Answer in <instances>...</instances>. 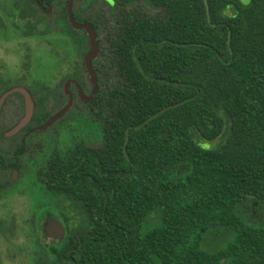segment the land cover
<instances>
[{"label": "trees", "instance_id": "obj_1", "mask_svg": "<svg viewBox=\"0 0 264 264\" xmlns=\"http://www.w3.org/2000/svg\"><path fill=\"white\" fill-rule=\"evenodd\" d=\"M146 1L108 28L103 144L50 147L82 263L264 264V0Z\"/></svg>", "mask_w": 264, "mask_h": 264}, {"label": "flooded vegetation", "instance_id": "obj_2", "mask_svg": "<svg viewBox=\"0 0 264 264\" xmlns=\"http://www.w3.org/2000/svg\"><path fill=\"white\" fill-rule=\"evenodd\" d=\"M71 1L75 20L91 25L97 33L99 50L92 59V66L98 91L92 99L95 85L87 67L90 37L84 27L76 28L70 20ZM141 3L143 8L158 12L146 0ZM117 6V0H0V264H17L24 259L37 261L36 264H83L81 223L75 231L63 207L54 203L56 198L74 202L66 197L62 188L66 174L62 169L55 173L51 166L49 137L40 135L71 118L76 121L74 126L68 127L70 144L80 142L89 148L103 144L100 105L104 96L108 97L106 89L110 80L104 64L111 58L108 28L115 22ZM104 15L108 21L102 22ZM79 32L86 38L85 45L80 41ZM50 40L54 46L45 49L39 45ZM36 48L43 51L44 59L49 57L73 70L64 80L62 94L58 92L57 98L60 104L63 98V104H59L56 112L47 105V100H55L53 96L43 95L42 91L35 94L31 75L11 73L8 69V55L20 53L21 64L25 62L29 67L31 52ZM80 58H83L86 77L79 72L77 61ZM16 88L29 92L34 101L39 97L45 99L51 115L44 124L32 122L34 109L30 122L11 133L26 112L24 93L15 91ZM69 102L71 106L62 117L49 127L41 128ZM74 206L80 211L79 204ZM94 240L95 237L90 241Z\"/></svg>", "mask_w": 264, "mask_h": 264}, {"label": "rangeland", "instance_id": "obj_3", "mask_svg": "<svg viewBox=\"0 0 264 264\" xmlns=\"http://www.w3.org/2000/svg\"><path fill=\"white\" fill-rule=\"evenodd\" d=\"M79 36L81 37L80 41L82 42V45H85L86 38L85 36L79 32ZM51 38V36H50ZM40 43V42H39ZM41 47H44L45 49L49 46L52 47L54 44H52V41L50 40V43L48 41H45L43 43H40ZM40 47V46H39ZM22 54V53H21ZM43 51L40 48H36L31 52V59L28 61L30 63L27 67L26 63L23 62L21 64V56L20 53H17L16 55H8V69L10 72L15 74H25L28 73L31 75V78L33 80V89L35 91V94L38 95L40 91L41 94L47 93L48 96L51 95L54 97V101L47 100V105L49 109L52 110V112H56L58 108L63 104V98L60 104V99H58V92L62 94L64 80L72 73V68L68 65L60 64L59 62L52 60L51 58L44 59V56L42 55ZM83 57V56H82ZM83 58H80L77 61V64L80 66L79 72L86 77V73L84 71L83 66ZM32 62V64H31ZM40 63L42 65H40ZM32 65V66H30ZM27 71V72H26ZM37 79V80H36ZM41 79L42 82L39 80ZM60 104V106H59ZM76 121V120H75ZM75 121H72L71 118H66V120L62 121L58 125L52 126L50 129H48L47 132L42 133L40 136L49 137V146L57 145L60 147H66L70 145V136H68V127H72L75 124ZM73 122V123H71ZM56 205L61 208L63 207L64 211L66 213V216L71 218L70 224L73 227V229L79 230V224L85 223L83 216H81L79 209L75 207V203L69 200L68 198H65L64 200L61 198H56L55 202ZM74 204V205H73ZM54 211V210H53ZM55 212V211H54ZM57 215V211L55 212ZM37 261H28V260H19L17 264H36ZM16 264V262L14 263Z\"/></svg>", "mask_w": 264, "mask_h": 264}, {"label": "water", "instance_id": "obj_4", "mask_svg": "<svg viewBox=\"0 0 264 264\" xmlns=\"http://www.w3.org/2000/svg\"><path fill=\"white\" fill-rule=\"evenodd\" d=\"M243 1H248V0H243ZM71 5L69 7V18L70 20L73 22L74 26L76 28H80V27H84L88 34H89V37H90V42H91V49L87 55V67L89 69V72L91 74V79L95 85V89H94V92H93V95L91 97V99L96 95L97 91H98V82H97V75L93 69V66H92V59L97 57L98 55V50H99V43H98V40H97V33H96V30L89 24H80L78 23L75 18L73 17V14H72V1L70 2ZM206 3H207V0H206ZM207 8L209 10V7L207 5ZM209 14V12H208ZM230 40H231V34L229 32V44H230ZM168 83H174L176 85H179L181 83L179 82H171V81H166ZM22 91L21 89L19 88H16L15 91ZM24 93V96H25V101H26V112H25V115L24 117L21 119V121L16 125V127L14 128V130L11 132V133H16L18 132L21 128H23L25 125H27L30 120L32 119L33 117V114H34V109H35V101L32 97V95L28 92H25V91H22ZM179 103H176V104H173V105H170V106H167L166 108L160 110L156 115H159V114H162L164 113L167 109H170V108H173V107H176L178 106ZM71 106V102H69L63 109L59 110L43 127H41L42 129L44 128H47L49 127L51 124H53L56 120H58L60 117H62L67 111L68 109L70 108ZM139 128V127H137ZM129 140V136H127L126 138V142ZM63 228V226H62ZM60 229V227H59ZM61 230V229H60Z\"/></svg>", "mask_w": 264, "mask_h": 264}]
</instances>
